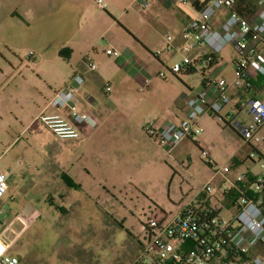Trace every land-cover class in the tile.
<instances>
[{
	"label": "rangeland",
	"instance_id": "374dc122",
	"mask_svg": "<svg viewBox=\"0 0 264 264\" xmlns=\"http://www.w3.org/2000/svg\"><path fill=\"white\" fill-rule=\"evenodd\" d=\"M78 1L0 0V168L17 169L3 202L10 207L64 205L70 212L58 228L23 233L22 224L5 229L14 216L4 213L0 236L13 255L16 247L40 253L38 264H133L139 255L140 226L149 213L175 214L210 183L218 190L211 205L219 217L230 220L236 210L223 194L225 178L230 187L240 176L246 177L243 185L264 178V161L258 154L255 165L249 159L257 143L246 142L232 127L240 118H225L227 124L204 115L203 133L170 149L143 131L150 123L159 128L182 121L187 99L203 89L205 79L231 83L236 78L238 54L231 45L212 67L197 65L191 74L171 73L184 57L168 49L167 38H173V45L180 42L186 23L195 16L191 5L103 0V10L96 0ZM108 50L118 52L120 59L109 57ZM67 51L68 58L60 55ZM85 56L96 66L94 72L85 65ZM78 66L90 71L93 114L103 133L92 148L69 149L72 164L62 172L56 167L59 145L29 125ZM228 105L226 111L233 109ZM201 149L209 151L212 162ZM68 174L102 195L95 200L93 215L79 206L85 201L82 191L67 187ZM60 186L71 196L63 200Z\"/></svg>",
	"mask_w": 264,
	"mask_h": 264
},
{
	"label": "built area",
	"instance_id": "2783aa9c",
	"mask_svg": "<svg viewBox=\"0 0 264 264\" xmlns=\"http://www.w3.org/2000/svg\"><path fill=\"white\" fill-rule=\"evenodd\" d=\"M168 1L196 6L198 13V17L182 31L177 45L172 44L171 36L167 38L168 49L184 57L182 64H176L171 73L178 74L195 62L211 67L213 57H218L227 45H231L238 54L234 64L236 78L231 83L223 78L207 79L206 88L187 99L185 119L159 128L154 123L144 127L143 131L149 138L170 149L185 139L196 140L204 131L199 123L204 115H221L231 101V87L252 89V71L264 79V6L251 17H246L237 12V0ZM96 2L101 9H107L103 0ZM221 13L225 16L216 26L215 20ZM106 54L116 60L121 57L114 50H108ZM86 63L90 71L96 70L94 64ZM160 76L163 77V73ZM84 83V76L75 72L49 103L58 114L41 113L34 122L42 124L59 140H78L84 126L98 127L95 115L82 111L77 104L76 91ZM110 91V86H106L105 92ZM239 108L250 122L242 124L236 121L232 127L246 142L260 143L264 101L255 97L245 99L239 103ZM64 110L68 111L66 118L60 115ZM201 153L212 162L207 150L203 149ZM257 154L253 148L249 159L253 161ZM245 178L238 177L236 182L231 183L230 189L223 191L224 195L230 190L239 194L238 198L229 199L236 210L230 220L219 217L211 205L218 190L210 183L201 186L193 199L175 214L157 210L149 213L140 226L139 255L133 264H264V258L257 253L264 249V178L254 179L249 188L241 184ZM8 191L9 176L0 172V199ZM247 191L251 192V196L247 195ZM0 264H22L17 256L9 253L8 245L1 239Z\"/></svg>",
	"mask_w": 264,
	"mask_h": 264
},
{
	"label": "crops",
	"instance_id": "0c3cea01",
	"mask_svg": "<svg viewBox=\"0 0 264 264\" xmlns=\"http://www.w3.org/2000/svg\"><path fill=\"white\" fill-rule=\"evenodd\" d=\"M62 3L64 1H66V3H73L75 2L76 5H78V0H59ZM119 3H121L124 0H116ZM164 4H172L170 3L168 0H161ZM253 2L255 4H257L258 10L260 8H262L264 6V0H253ZM97 3V2H96ZM107 5V4H106ZM191 10L194 13V17L191 18L188 23L197 18L198 17V13L197 10L194 9V7L191 6ZM225 16V13H221L220 16L215 20V25L219 26L221 24V22L223 21V18ZM252 16V15H251ZM248 16V17H251ZM186 23V26L187 24ZM66 54H70L68 52H66ZM88 57L85 56L84 63H85V59H87ZM86 65V63H85ZM75 72H80L84 78H85V83L83 86H81L77 91H76V98H77V104L79 105V108L82 111H90L91 113L95 112L94 105L96 100L93 99V95H91L89 89H88V82L90 79V71L87 70V68L85 66H78L77 68H73L72 73H71V77ZM98 75V74H97ZM71 77L64 83L65 84L71 79ZM251 81H252V89H244V88H234L231 87L229 89V93H230V97H231V101L229 104H232L233 109H229L228 111H226L227 107L229 105H227L224 110L221 113V117L222 118H226V119H241V123L242 124H248L250 122L249 118L240 110L239 108V103L245 99H249V98H259L261 100L264 101V79L262 76H260L258 73H256L255 71H252V76H251ZM206 82L207 80L205 79V83L203 85V89L200 90L199 92L194 93V96L198 95L200 92H202L204 90V88H206ZM63 86V87H64ZM62 89V88H61ZM193 96V95H192ZM193 96V97H194ZM53 98V97H52ZM51 98V100H52ZM191 98V97H190ZM50 100V101H51ZM50 101L48 102V104L44 107V109L41 110V112L39 114H37L32 121L30 122L29 127H36V130L41 131L43 133H46L49 138H51V140L53 142L56 143V145H59L58 147H60V150H56L55 154L56 157L58 159V163L56 162V167L61 168L62 172L66 171V169L71 166L72 164V160H73V154L70 152L68 153L69 149H72L73 147H77L79 150L83 151L84 149L87 148H92V146L99 141L100 136L102 135V131L103 128L102 127H96V128H91L88 126H84L82 128V135L81 138L78 140H59L58 138H56L46 127L47 131L44 130V128H42L43 126H41L39 123H35L34 120L41 114V113H45L48 115H54V114H58L57 111L49 105ZM186 112H187V108L186 105L183 109V119L186 116ZM62 117L66 118L68 116V111L64 110L61 114ZM232 117V118H231ZM182 119V120H183ZM201 120V119H200ZM169 122H165L163 123L161 126L170 123ZM173 123V122H172ZM200 123V122H199ZM160 126V127H161ZM259 135L262 138L260 143H257L256 146H252V148H255L257 150V153L259 155V158L261 160L264 161V126L261 128V130L259 131ZM33 140H35V136L32 137ZM196 143L200 146V142L196 141ZM203 149H201L202 151ZM208 151V150H207ZM209 152V151H208ZM210 155V153H209ZM253 162V161H252ZM253 165H255V162H253ZM89 175L91 174L90 171L85 168L84 169ZM0 172L6 173L9 176V180L12 181L14 180V178L17 175V169L16 168H9V167H5V168H0ZM77 175L76 177L72 176L71 174H68L66 177V182H68V184L70 186H67L70 189H78L79 191H82V194L85 196L84 199L85 201L82 202V204H80L79 206L82 207V210L84 212L87 213V215H90L94 213V205L96 203H98L97 201H95L97 198L99 200V198H101L102 195H96L93 191V189H87L85 188L82 184L79 183L78 179H77ZM65 179V178H64ZM253 181V180H252ZM251 183L249 184H245L242 186H245L246 188L251 187ZM230 180L228 178H226V181L223 184V188L224 189H230V186H226L227 183H229ZM232 182V181H231ZM228 185V184H227ZM74 187V188H72ZM59 193L58 195L63 199H67L68 196H71L70 191L65 188L64 186H60L58 188ZM251 191V190H249ZM218 193V192H217ZM224 193V192H223ZM228 195V194H227ZM225 197H227L228 199H230L231 197H228L226 195H224ZM6 197V196H5ZM12 198V197H11ZM93 201V202H91ZM75 202H77V200H75ZM70 204V203H69ZM78 205V203H77ZM11 205L6 206L5 202H3V198L0 199V215L2 214H13L14 217L8 218V221L6 222V225H3L5 227L6 230H11L14 226H17L22 224L23 228H22V233L23 232H28V231H34V232H43V229L45 227L51 228H58V225L61 223L62 217L63 215H66L68 213H70L68 211V208L65 207L64 205H62L61 207H56L55 209L50 208V207H46V206H41L40 204H32V203H25L24 205L20 206V205H15L13 207H10ZM20 210V212H19ZM21 216L23 217L24 220H22ZM61 219V220H60ZM24 221V222H23ZM0 238H2L0 236ZM2 240H4L2 238ZM4 242H6L4 240ZM6 244L9 247V253H11L12 248L11 245L8 244L6 242ZM139 244V242H138ZM138 250H139V246H138ZM263 251L261 252H257L259 255L263 256ZM15 254V256H17L19 259L22 258L25 262L23 263L21 261L22 264H38L40 262V256L41 254H37L33 255V253H31L30 251H23L20 248L16 247V250L13 252ZM13 255V254H12Z\"/></svg>",
	"mask_w": 264,
	"mask_h": 264
},
{
	"label": "trees",
	"instance_id": "16d2710c",
	"mask_svg": "<svg viewBox=\"0 0 264 264\" xmlns=\"http://www.w3.org/2000/svg\"><path fill=\"white\" fill-rule=\"evenodd\" d=\"M258 7L259 6L257 4H255L253 2V0H237V4H236V10H237V12L240 13L241 15H243V16H246V17L253 15L258 10ZM194 9H197V7L194 6ZM67 52L69 53V51H67ZM60 55L61 56H64V57H67V58L69 56L68 54H66V52L65 53L61 52ZM217 60H218V57H213V61L211 63V67L217 63ZM86 61H87V59H85V63H86ZM234 64H235V61H234ZM197 65L198 64L195 62V64L188 66L187 68H185V70L179 72L178 74H191L194 71H196V66ZM175 75H177V74H175ZM217 118H219L222 122H226L225 119L222 118L220 115H218ZM208 165H210V164H208ZM247 195L248 196H251V192H248L247 191ZM226 196H228V197L229 196H232L233 198H238L239 197V194L235 190H230L229 191V194L226 195Z\"/></svg>",
	"mask_w": 264,
	"mask_h": 264
}]
</instances>
